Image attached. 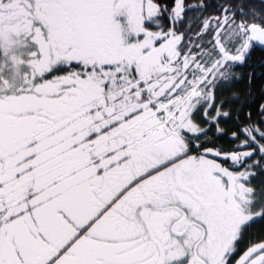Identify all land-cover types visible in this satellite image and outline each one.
I'll list each match as a JSON object with an SVG mask.
<instances>
[{
    "label": "snow or ice",
    "instance_id": "6c2138e0",
    "mask_svg": "<svg viewBox=\"0 0 264 264\" xmlns=\"http://www.w3.org/2000/svg\"><path fill=\"white\" fill-rule=\"evenodd\" d=\"M208 8L0 0V264H264V0Z\"/></svg>",
    "mask_w": 264,
    "mask_h": 264
},
{
    "label": "trees",
    "instance_id": "16d2710c",
    "mask_svg": "<svg viewBox=\"0 0 264 264\" xmlns=\"http://www.w3.org/2000/svg\"><path fill=\"white\" fill-rule=\"evenodd\" d=\"M189 2L197 3L198 0H189ZM217 2L218 0H207V3L209 5L208 14L213 13V6ZM237 71L243 73L244 78L236 85H234V87L239 89L242 95L248 87L247 85L248 74L249 73L253 74L252 75L253 82L251 88L252 96L248 98L245 107L240 112V118L243 120L245 118V115L248 112H251L253 115V119H255L257 106L260 103H264V93H262L261 91V89L264 88V52H261L260 50L254 51L249 63L242 68H238ZM224 95L225 97H227L228 93H225ZM222 126L226 127V129H228L229 131L235 130V124L233 120L226 121ZM219 142L225 145H228L229 143L226 137L222 138ZM262 227L264 226L256 225L254 227L253 232L255 236L258 237L261 234Z\"/></svg>",
    "mask_w": 264,
    "mask_h": 264
}]
</instances>
